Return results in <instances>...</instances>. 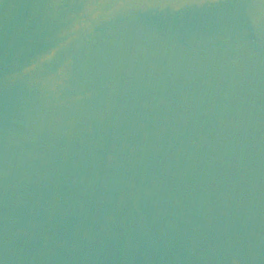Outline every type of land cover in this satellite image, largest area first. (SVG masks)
I'll return each mask as SVG.
<instances>
[{
	"label": "water",
	"instance_id": "1",
	"mask_svg": "<svg viewBox=\"0 0 264 264\" xmlns=\"http://www.w3.org/2000/svg\"><path fill=\"white\" fill-rule=\"evenodd\" d=\"M0 264H264V0H0Z\"/></svg>",
	"mask_w": 264,
	"mask_h": 264
}]
</instances>
